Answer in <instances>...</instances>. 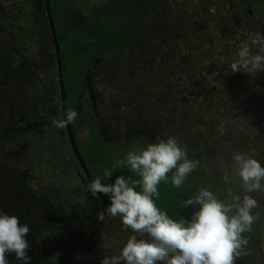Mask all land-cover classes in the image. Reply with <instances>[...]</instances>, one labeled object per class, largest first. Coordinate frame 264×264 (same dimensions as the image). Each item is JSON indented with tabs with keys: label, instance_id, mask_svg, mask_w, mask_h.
Returning <instances> with one entry per match:
<instances>
[{
	"label": "rangeland",
	"instance_id": "rangeland-1",
	"mask_svg": "<svg viewBox=\"0 0 264 264\" xmlns=\"http://www.w3.org/2000/svg\"><path fill=\"white\" fill-rule=\"evenodd\" d=\"M12 1L0 0L4 31L0 57L16 65L12 63L0 75V116L20 114L31 105L54 115L48 118L49 128L41 126L35 138L22 132L0 139V210L16 214L29 225L26 254L31 260L27 264H100L104 255L118 253L112 238L115 232L124 234L126 241L131 229H123L119 217L89 227L99 219V211L92 209L89 200L84 202L82 197L88 196L82 172L65 133L52 123L59 119L58 84L42 2L20 0L24 9L17 12ZM69 3L68 10L82 21L106 7L117 14L123 6L127 13L140 12L143 18L142 23L129 16L126 22L137 25L125 47L89 66L79 101L81 141L87 145L99 133L106 145L122 153L157 137L175 135L187 146L189 157L199 161L193 170L198 188L210 187L218 197L229 189L243 195L240 178L232 175L231 155L243 151L264 164V70L231 72L230 64L249 34L264 33V0ZM212 6L214 13L209 11ZM70 21L66 15L60 26L66 28ZM6 93L9 104L3 103ZM226 172L227 181L223 179ZM251 195L257 200L252 211L259 213L251 228L256 235L248 238L245 247L250 251L239 257V263L264 264V191ZM41 200L54 207L63 201L77 206L75 201L81 200L80 220L66 231L58 227L46 232L40 229L44 220L39 217L32 230L28 221L32 217L24 211L30 213L31 201ZM36 206L34 214L41 209ZM6 256L9 264H18L14 253Z\"/></svg>",
	"mask_w": 264,
	"mask_h": 264
},
{
	"label": "clouds",
	"instance_id": "clouds-1",
	"mask_svg": "<svg viewBox=\"0 0 264 264\" xmlns=\"http://www.w3.org/2000/svg\"><path fill=\"white\" fill-rule=\"evenodd\" d=\"M215 10L214 6L209 8L210 12ZM230 69L254 74L264 70V33H251L241 42ZM75 118L77 112L68 110L63 119L52 123L63 128ZM198 164L178 137L168 135L132 148L123 158L117 157L114 167L127 166L135 178L121 174L112 183H102V179L113 175L105 169L102 175L89 180L87 190L93 195L107 194L110 200L97 213L98 218L119 217L122 228L131 229L118 253L104 255L100 264H235L237 257L250 251L245 247L248 238L242 234L251 230L259 216L252 211L257 200L251 193L264 191V164L253 155L243 151L231 155L232 175L240 178L243 195L229 189L228 196L220 199L210 187L201 186L182 201L184 208L195 207L187 219L172 218L155 203L161 181L180 187ZM223 179H229L227 172ZM29 230L16 214L0 210V264H9L6 253H14L18 264L31 260L26 254Z\"/></svg>",
	"mask_w": 264,
	"mask_h": 264
},
{
	"label": "trees",
	"instance_id": "trees-1",
	"mask_svg": "<svg viewBox=\"0 0 264 264\" xmlns=\"http://www.w3.org/2000/svg\"><path fill=\"white\" fill-rule=\"evenodd\" d=\"M41 2V14L44 19L45 27L50 33L44 5L45 1L41 0ZM11 3L16 5L17 12L23 11L24 7L20 0H15ZM69 5V0H49L51 18L54 24L59 47L61 75L65 94V111L67 112L68 110H75L77 112V118H75L72 122H69L75 145L91 179L95 178L97 175H102L105 169H110L113 175L102 179V183H112L114 182L115 176L121 174L125 176H133V178H135V175L129 171L127 166L114 167L117 157L123 158L126 152L120 153L115 146L106 145L103 142L101 134L97 133V137H92L93 139H91L90 143L87 145L81 141L79 136L81 128L79 101L82 97L85 79L87 77V72L91 63L99 58L111 56L120 49L124 48L134 26L137 25L129 24L126 22V20H129L128 17L133 15L136 20L139 19L142 21L143 18L140 16L142 13H127V7L123 6L120 12L116 14L111 11L109 7H106L102 13L98 12L92 18L82 21L81 18L78 19V14L68 10ZM248 7L250 10L253 9L249 3ZM66 15L71 21L67 27L64 28L63 26H60V21ZM122 21H124V24H122ZM141 21H139L140 23L138 25L144 26L141 24ZM3 33L4 31L0 29V34L2 35ZM10 57L13 58V55H10ZM12 63L13 66L16 67L13 61L8 62V59L0 57V75H3L5 69L8 70V67L11 66ZM54 63V70L56 72V80L58 84L56 59ZM7 73H9V71ZM52 75H54V73L50 74L48 80L51 81V78L53 77ZM47 76L48 73L45 74V77ZM3 96L6 97V100L3 103L9 104L10 102H7L8 98H10L9 95L6 93ZM57 96V113L59 114V119H62L59 86ZM52 115L54 114L43 111L40 109V107L39 110L34 109V106L31 105L30 107L21 111L20 114L14 113L11 116H0V139L8 136L11 137V135H17L18 133L22 132L29 137L35 138L40 135L41 126L42 129L49 128L50 121L48 118ZM61 129L65 133L64 138L68 148H70V151L73 154L75 165L78 170L82 172L81 174L84 178V183L87 186V178L71 149L65 126ZM168 175L170 176L171 173H168ZM197 180V173L192 172L180 187L171 185L170 181H161L157 185L159 195L154 197L155 203L162 210H166L172 218L178 219L180 216H184L186 219L190 218L192 212L195 210V207L188 206L184 208L182 201L197 191ZM77 182L79 184V181ZM86 194L88 196L87 198L82 197L83 199H86L84 202L89 200V205L92 206V209H96L91 199V192L87 190ZM228 194L229 193L226 191L223 195L219 196V198L225 199ZM37 201H31L32 211H30V213L27 212L26 214V211H24L25 215H28V217L31 215L33 222L31 221V218L28 221L30 222L29 224L32 223L31 228L34 231L37 228L35 224L37 222V218L39 217L44 220L45 224H43L40 229L41 231L46 232H50L53 228L58 227H62L64 230L65 228L71 229L80 220V212L78 210L81 206V200L75 201L77 206H74L73 203L68 204L70 201H68L66 204V201H63L62 203L60 202L56 207H54L55 204L50 203L48 200H41L40 202ZM96 201L98 206L103 209H105L110 203L108 195L99 192L96 194ZM36 205H40L41 209H38L37 213L34 214L35 207L37 209ZM48 207L52 208L48 209ZM38 231L39 229H37V232ZM242 235L250 238L256 235V231L251 229ZM123 236L124 234L121 235L119 232H115L112 237L115 245H117V251L118 247L125 242L123 240ZM121 262V264H123V261ZM235 264H241L239 263V257L236 258Z\"/></svg>",
	"mask_w": 264,
	"mask_h": 264
},
{
	"label": "water",
	"instance_id": "water-1",
	"mask_svg": "<svg viewBox=\"0 0 264 264\" xmlns=\"http://www.w3.org/2000/svg\"><path fill=\"white\" fill-rule=\"evenodd\" d=\"M44 5H45V10H46V16H47V21H48V25H49V29H50V33H51V37H52V41H53V45H54V53H55V59H56V63H57V73H58V86H59V95H60V105H61V111H62V119L65 116V94H64V88H63V81H62V75H61V67H60V58H59V47H58V41H57V37H56V33H55V28H54V24L51 18V13H50V7H49V0H44ZM66 131H67V136H68V140L69 143L71 145V149L80 165V167L82 168L87 181L89 182V180L91 179L89 176V173L83 163V160L81 159L79 152L77 150V147L75 145V141H74V137L73 134L71 132V128L69 123H67L65 125ZM91 198L92 201L94 203L95 208L97 209V211H103V208H100L97 205V201H96V195H93L91 193Z\"/></svg>",
	"mask_w": 264,
	"mask_h": 264
},
{
	"label": "flooded vegetation",
	"instance_id": "flooded-vegetation-1",
	"mask_svg": "<svg viewBox=\"0 0 264 264\" xmlns=\"http://www.w3.org/2000/svg\"><path fill=\"white\" fill-rule=\"evenodd\" d=\"M105 219H109V218L107 216H105L104 220ZM101 221H103V220H101V219H94L93 221H91L89 227H91L92 225H94V223H99Z\"/></svg>",
	"mask_w": 264,
	"mask_h": 264
}]
</instances>
